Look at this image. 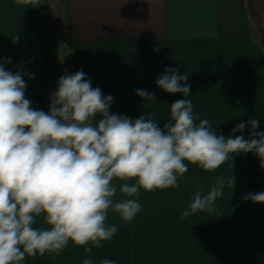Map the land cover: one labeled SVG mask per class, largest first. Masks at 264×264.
<instances>
[{
	"label": "crops",
	"instance_id": "0c3cea01",
	"mask_svg": "<svg viewBox=\"0 0 264 264\" xmlns=\"http://www.w3.org/2000/svg\"><path fill=\"white\" fill-rule=\"evenodd\" d=\"M255 1V0H253ZM17 5L0 0V42L47 39L57 48L0 50L11 58L6 70L33 74L25 97L34 109L49 111L58 78L83 70L94 88L112 95L110 112L133 119L152 114L162 127L170 105L183 99L156 86L165 69L188 74L187 99L218 135L250 118L264 131V49L254 36L247 0H39ZM29 7V8H27ZM196 40L239 43L192 46ZM69 42L163 43L129 48H70ZM136 89L155 93L143 100ZM198 123V122H197ZM245 138L249 129L244 130ZM235 135H241L237 132ZM234 177L235 184L229 181ZM223 180L224 195L212 212L181 219L195 191L203 194ZM264 191V169L252 153L240 154L212 172L188 165L179 187L141 191L142 210L131 222L109 213L118 225L112 240L86 254L72 243L59 255L26 257L23 264H82L86 256L100 264H264V204L243 200ZM41 221L38 219L37 226ZM51 259V261H50Z\"/></svg>",
	"mask_w": 264,
	"mask_h": 264
},
{
	"label": "clouds",
	"instance_id": "9594fccd",
	"mask_svg": "<svg viewBox=\"0 0 264 264\" xmlns=\"http://www.w3.org/2000/svg\"><path fill=\"white\" fill-rule=\"evenodd\" d=\"M15 2L40 5L39 0ZM6 63L11 58L0 57V264L59 255L69 243L91 254L118 231L108 222L110 212L133 221L142 210L141 191L178 188L189 164L212 172L230 156L252 153L264 169L259 120L238 123L228 137L218 135L208 119L194 113L188 74L177 68L165 69L155 82L184 97L170 105V119L161 127L152 114L133 119L111 113L114 97L94 88L83 70L58 78L48 112L34 109L24 79L33 74L6 70ZM135 92L143 100L155 97L144 89ZM229 184L234 186V177ZM223 195V180L207 194L195 191L181 219L214 211ZM242 199L264 204V191ZM82 264L94 261L86 256ZM100 264L116 261L105 258Z\"/></svg>",
	"mask_w": 264,
	"mask_h": 264
},
{
	"label": "trees",
	"instance_id": "16d2710c",
	"mask_svg": "<svg viewBox=\"0 0 264 264\" xmlns=\"http://www.w3.org/2000/svg\"><path fill=\"white\" fill-rule=\"evenodd\" d=\"M240 40H216V41H206V40H196L186 43L192 46L198 45H213V44H226V43H239ZM163 43H146V42H95V43H79V42H69L68 46L72 49L74 48H129V47H141L145 45H162ZM58 45L54 41H49L47 39H42L38 41H9L0 42V50H18V49H31V48H57ZM51 261V259H50Z\"/></svg>",
	"mask_w": 264,
	"mask_h": 264
},
{
	"label": "rangeland",
	"instance_id": "374dc122",
	"mask_svg": "<svg viewBox=\"0 0 264 264\" xmlns=\"http://www.w3.org/2000/svg\"><path fill=\"white\" fill-rule=\"evenodd\" d=\"M247 9L254 36L260 40L264 35V0H247Z\"/></svg>",
	"mask_w": 264,
	"mask_h": 264
},
{
	"label": "water",
	"instance_id": "95a60500",
	"mask_svg": "<svg viewBox=\"0 0 264 264\" xmlns=\"http://www.w3.org/2000/svg\"><path fill=\"white\" fill-rule=\"evenodd\" d=\"M260 45H261L262 49H264V35H262V37L260 39Z\"/></svg>",
	"mask_w": 264,
	"mask_h": 264
}]
</instances>
